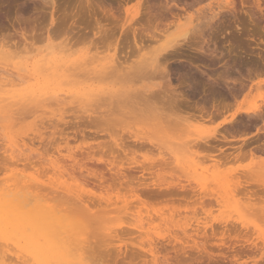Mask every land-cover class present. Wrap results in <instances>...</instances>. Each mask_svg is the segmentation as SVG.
<instances>
[{"label":"rangeland","instance_id":"374dc122","mask_svg":"<svg viewBox=\"0 0 264 264\" xmlns=\"http://www.w3.org/2000/svg\"><path fill=\"white\" fill-rule=\"evenodd\" d=\"M136 13L133 24L129 18ZM176 16L193 20L201 35L190 38L193 43L179 50L182 55L160 60L169 88L162 67L152 63L158 46L147 37L158 36ZM111 60L123 62L125 70L111 72ZM3 70L15 73L10 77L15 85L4 88L10 99H0V190L13 186L22 172L39 176L47 190H31L25 197L38 194L46 206L74 214L88 264H165V258L169 264H178L176 259L210 264L204 250L216 260L212 264H264V176L257 173V163L264 160V117L242 113L264 109V0H0ZM178 73L186 74L193 87L180 84ZM144 88L159 94L154 98ZM178 93L180 102L173 97ZM5 148L18 151L11 156L27 151L32 164L25 172L21 163L5 172L1 162L12 161ZM70 156L78 163L73 170ZM55 160L74 171L77 184L50 171ZM189 161L200 177H193ZM80 164L103 178L109 192L118 188L121 197L129 199L130 188L148 191L143 205L126 206L112 197L117 204H104L109 208L99 203L83 209L78 196L97 203L100 193L91 185L99 182L77 170ZM214 172L219 181L212 180ZM239 187L252 197L224 200L221 191ZM146 236L160 253L156 263L146 251ZM1 243L4 262L8 254L13 261L7 264H16L14 251L6 247L12 242ZM199 252L203 260L197 259Z\"/></svg>","mask_w":264,"mask_h":264},{"label":"bare ground","instance_id":"6f19581e","mask_svg":"<svg viewBox=\"0 0 264 264\" xmlns=\"http://www.w3.org/2000/svg\"><path fill=\"white\" fill-rule=\"evenodd\" d=\"M232 1V0H231ZM223 2V1H222ZM229 2H230V0H229ZM225 5V4H224ZM223 5V6H224ZM229 5V4H228ZM147 8V7H146ZM145 8V10H146V12H147V10L148 11H150V8L148 7V9H146ZM141 15H139L141 18H143V16L144 17H146L147 15H148V12H147V14L146 13H144V15L142 14V13H140ZM145 14H146V16H145ZM150 14V13H149ZM137 15H138V13H136L133 17L132 16H130L131 18H129L130 19V22L131 23H133V24H135V22L137 21V20H134L135 19V17H137ZM143 15V16H142ZM216 15V14H215ZM154 16V15H153ZM150 17H152V16H150ZM148 18H149V15H148ZM213 18V17H212ZM211 18V19H212ZM214 18H215V16H214ZM140 19V18H139ZM183 19H184V17H183ZM141 20V19H140ZM145 20H150V19H145ZM213 20V19H212ZM200 24V23H199ZM196 25V24H195ZM194 25V23H193V20H191L190 18H185L184 19V22H182V19L180 18V17H178V16H176L175 18H174V20H172L168 25H167V27L166 28H163L161 31L159 30V34H158V36H155V35H157L156 33H155V35L153 34L152 36L150 35V37H147V40L148 39H150L149 41H151V42H153L155 45H157L158 47H157V49L155 50L156 51V56H155V58L153 59V62L152 63H155L156 64V66L158 65V67H156V69L157 68H160V67H162L163 65H161L160 63H162L161 61H165V60H167V58H168V60L171 58V57H173V56H180V54L181 53H183V51L182 52H179V50H181V49H183V47H185L186 45L188 46V44H191L192 45V43H193V41H192V43H189V40H190V38L193 36H195V35H197V34H199V35H201L200 34V32L199 33H196V31H195V29H196V26ZM158 26V25H157ZM129 26H128V30H129ZM156 28V27H155ZM154 28V29H155ZM145 29V28H144ZM143 29V30H144ZM146 29H148V28H146ZM154 29L152 30V31H154ZM157 29H158V27H157ZM157 29H156V31H157ZM199 29V28H198ZM197 30V29H196ZM203 30V29H202ZM130 31V30H129ZM156 31H154V32H156ZM199 31V30H198ZM123 32H125V31H123ZM148 32V31H147ZM153 32V33H154ZM202 32V31H201ZM126 33H127V31H126ZM135 29H132L131 28V34H132V36H133V38H135ZM199 35H197V36H199ZM145 36V35H144ZM146 36H147V33H146ZM145 36V37H146ZM200 37V36H199ZM198 37V38H199ZM197 38V37H196ZM191 40H195V39H191ZM196 43V42H195ZM190 46V45H189ZM188 48V47H187ZM195 48V47H194ZM141 49H143V48H140V50ZM187 50H189V49H187ZM191 50H193V49H191ZM197 50V49H196ZM195 50V51H196ZM64 52V51H63ZM177 54H179V55H177ZM182 55V54H181ZM170 57V58H169ZM174 58V57H173ZM173 58H171V59H173ZM111 59V58H110ZM161 59H163V60H161ZM114 60V59H113ZM161 60V61H160ZM167 60V61H168ZM117 61H119L118 59H117ZM117 61L115 60V61H110V62H108V65H109V68H111L110 70H111V72L113 71L115 74H116V72H115V70L117 71L118 69H123V70H125V68H126V66L125 67H122L121 68V66H122V63L123 62H119V63H117ZM151 61V60H150ZM116 62V63H115ZM160 62V63H159ZM80 63V62H79ZM137 63V62H136ZM135 63V64H136ZM142 62H140L139 64H141ZM146 63V62H145ZM166 63V62H165ZM83 64V63H82ZM81 64V65H82ZM114 64L116 65V66H114ZM127 64V63H126ZM139 64H136V65H139ZM163 64V63H162ZM81 65H80V67H81ZM143 65H145V64H143ZM146 65H147V63H146ZM71 66V65H70ZM141 66H142V64H141ZM150 66V65H149ZM155 66V65H154ZM160 66V67H159ZM191 66L192 67H194L196 70H199V66H197V65H194V64H191ZM78 67V66H77ZM134 67V66H133ZM138 67V66H137ZM164 67H166V66H164ZM164 67H162V70H160V71H162V78L163 77H165V80H167V83L168 84H166L167 86H169V88H170V81H169V74H168V71L166 72V71H164L165 70V68ZM115 69V70H113V69ZM134 68H136V66L134 67ZM142 68V67H141ZM148 68V67H147ZM146 68V69H147ZM69 69V68H68ZM107 69V68H106ZM128 69V68H127ZM129 69H131V68H129ZM140 69V68H139ZM143 69H144V67H143ZM149 69H151V68H149ZM161 69V68H160ZM109 70V71H110ZM123 70H122V72H123ZM135 70V69H134ZM136 70H138V69H136ZM152 70V69H151ZM151 70H148V71H150L151 72ZM20 71V70H19ZM108 71V72H109ZM119 71V70H118ZM141 71H142V69H141ZM153 71V70H152ZM20 72H22V71H20ZM111 72H109V73H111ZM147 72V71H146ZM145 72V74H147ZM152 73V72H151ZM161 73V72H160ZM160 73H158V74H160ZM105 74H107V72L105 73ZM114 74V75H115ZM136 74V73H135ZM157 74V72L155 73L154 72V75H156ZM178 74H180V73H178ZM225 74H227L226 72H225ZM12 75H15V73L14 74H12V73H9L8 71H5V70H3L2 71V73H0V99H1V101L2 102H4V100H8V99H10L11 98V96H9V97H5V95L6 94H9V92H7V93H5L4 92V88H6V87H8V86H13V85H15L14 84V79H11L10 77H12ZM130 75V74H129ZM148 75V74H147ZM151 75H153V73L151 74ZM20 76V75H19ZM93 76V75H92ZM127 76H128V74H127ZM127 76H125V77H127ZM134 76V75H133ZM139 76H141V75H139ZM187 75L186 74H180L179 76L177 75V80L180 82V84H182V83H186V86L188 87V88H191V87H193V85L194 84H192L191 82H190V79L189 78H187L186 77ZM161 77V76H160ZM227 77V76H226ZM19 78V77H18ZM25 78V77H24ZM167 78V79H166ZM164 79V78H163ZM24 80V79H23ZM214 80V79H213ZM20 81H22L21 80V78H20ZM195 81V80H194ZM164 83H165V81H164ZM195 83V82H194ZM197 83V82H196ZM198 84V83H197ZM196 84V85H197ZM165 85V86H166ZM166 86V87H167ZM164 88V87H163ZM145 89V93H148V95L149 96H153L154 97V95H155V93L156 92H154V91H148V90H146V88H144ZM158 89V88H157ZM160 89H162L161 87H160ZM166 90V89H165ZM169 90V89H168ZM162 91H163V89H162ZM170 91V90H169ZM172 92L174 91V92H176V90L174 89V90H171ZM158 92H160V90L158 91ZM135 93H138V92H135ZM141 93V92H140ZM139 94V93H138ZM137 94V95H138ZM143 94V93H142ZM157 94H159V93H156V95ZM180 93H178V95H176L175 94V96L173 95V97H174V99H175V97H176V99H175V101H178V102H180L181 100H179L178 99V97L180 96L179 95ZM136 95V96H137ZM144 95V94H143ZM148 95L146 96V97H148ZM8 96V95H7ZM130 97V96H129ZM132 97V96H131ZM68 98V97H67ZM145 98V97H144ZM149 98V97H148ZM147 98V99H148ZM152 98V97H151ZM155 98V97H154ZM45 99V98H44ZM174 99H173V101H174ZM0 101V102H1ZM55 101V100H54ZM177 103V102H176ZM175 103V104H176ZM178 105V104H177ZM263 108L262 109H260V108H255V109H253V110H249V109H247V110H245V111H243L242 113H244V114H247V116H255V120H260V121H262L263 120V117H264V112H263ZM251 118V117H250ZM3 135V134H2ZM6 135V134H5ZM9 136V135H8ZM10 137H11V135H10ZM1 138H2V136H1ZM5 138V137H4ZM36 138V137H35ZM3 139V138H2ZM4 140V139H3ZM32 140H33V138H32ZM22 141V140H21ZM24 141H25V139H24ZM13 142H15L14 140H13ZM17 142H19L18 140H16V143L15 144H18ZM192 142V141H191ZM20 143V142H19ZM28 143H29V141H28ZM190 143V142H189ZM196 143V142H195ZM194 143V144H195ZM22 144V143H21ZM19 144V146H20V150H21V147H22V145H24V144ZM33 144V143H32ZM30 145V144H29ZM28 145V146H29ZM31 146V145H30ZM195 146V145H194ZM3 147V146H2ZM8 147V146H7ZM24 147H25V145H24ZM4 148V147H3ZM3 148H0V149H3ZM9 148V147H8ZM7 148V149H8ZM13 148V147H12ZM15 148V147H14ZM28 148V149H27ZM27 148H25L26 150H28V152H30V150H29V147H27ZM32 148V147H31ZM6 148H5V150H7ZM24 149V148H23ZM4 150V149H3ZM14 150V149H13ZM12 150V151H13ZM32 150V149H31ZM8 152H9V150H7ZM11 150H10V152H12ZM16 152H18L17 150H15ZM15 151H13V152H15ZM22 151V150H21ZM33 151V150H32ZM9 152V155L10 156H8V157H11V160H10V158H9V161H11V163L10 162H8L7 160L5 161L4 160V162H8L9 164H11V165H9V164H7V163H4L3 162V164H2V162H1V165H4L5 164V166L7 167V169L5 168V167H3L2 169H5V170H2V171H5V172H7V170H8V168H9V166L10 167H12L13 165H16V167H18L19 166V164L21 163L22 164V168L23 169H19V170H23L24 172H25V170H24V168L26 167H28L29 165H31L32 163L31 162H29L30 160H29V158L28 157H30L29 155L31 154V152H30V154L28 155V154H26L25 152H27V151H23V153H21L20 152V154H21V156L20 155H18V153H17V155L19 156H17L16 155V153H14V155H16L17 157H18V159H15V158H17L16 156L14 157V155L13 156H11V153ZM12 152V153H13ZM27 152V153H28ZM6 154H7V152H5ZM4 153V154H5ZM25 153V154H24ZM254 154V153H253ZM24 155V156H23ZM25 155L27 156V158L25 157ZM6 156V157H7ZM251 156H253L252 154H251ZM6 157H5V159H6ZM7 157V158H8ZM20 157H21V159H20ZM89 157H90V155H89ZM88 157V158H89ZM91 158V157H90ZM257 158V157H256ZM259 158V157H258ZM1 159H4V156L2 157L1 156ZM69 159H70V161H71V163H73V165H71V169L73 170V168H74V164H78L77 162H76V159H74L73 157H69ZM86 159H87V157H86ZM92 159H93V157H92ZM61 161V160H60ZM86 161H94V160H91V159H87ZM98 159H97V161H95V162H97L98 163ZM62 162V161H61ZM85 162V161H84ZM99 162H101V161H99ZM92 163V162H91ZM189 164H190V166L192 167V168H189V169H191V173L193 174V177H200L201 175H202V173L201 172H198V170H197V165L194 163V162H191V161H189L188 162ZM261 163V164H260ZM260 163H257L258 164V167H257V173L259 174V175H263L264 176V160H262V161H260ZM20 164V165H21ZM60 163H58V161L57 160H55V162H51V167H52V170H50V171H53V170H55L56 172L55 173H57L56 175L58 176V175H60V177L62 176V178H64V176L63 175H65V177L67 176L68 178H70V180L73 182V184H77V182L73 179L74 177L72 176L74 173V171L72 172L71 171V173H69L68 172V170H66V168H65V166H63V165H59ZM86 164V163H85ZM189 164H187V166L189 165ZM18 165V166H17ZM28 165V166H27ZM79 167L77 168V170H79V172L82 174V171L83 170H85V171H87L86 173H87V175H85V176H90V177H85L86 179H88V178H95L96 180H95V182L96 181H98L99 182V184H97V185H95V184H93V183H91V181H90V179L89 180H87V183H91V185H92V187H93V189H97V191H99V200L97 201V203H95L94 201H92V200H90L89 202H84L82 199H80V196H78V201H79V203L81 204L80 206H82L83 207V209L85 208H88L89 206H90V208L91 207H94V206H97V205H99V203H100V207H102V206H104V204H107V203H109V201H111L112 200V197L115 199V201H118L117 203H124L125 205L127 204H129V203H132V205L131 204H129L128 206H133V207H135V208H139V207H137V206H135V204H138V205H143V203H144V201H143V199L142 198H144V196H146L147 195V192H146V195H145V193H144V191H143V189H140V190H142V192L143 193H141V191L139 190V189H137V187H135V188H130L129 189V191H128V193L130 194V196H128L129 197V199H127V198H124V197H121L122 195L120 194V192H119V189L118 188H114V190H112L111 192H109V190L106 188V187H104V185H103V178H101V177H97L95 174H92V173H89V171L87 170V168L85 167V165H83V164H80V165H78ZM87 166V165H86ZM108 166L110 167V163L108 164ZM15 167V168H16ZM67 167H69V166H67ZM214 168H215V166H214ZM0 169H1V166H0ZM70 169V170H71ZM12 170V169H11ZM14 170H16V169H14L13 168V170H12V172H13V175H16V177H18L17 176V174H19L20 175V172H17L16 174L14 173ZM112 170V169H111ZM110 169H109V171H111ZM1 171V170H0ZM119 171L120 170H117L116 171V173H114V174H116L117 176H119ZM22 172V171H21ZM43 172V171H42ZM145 172V171H144ZM23 173V172H22ZM22 173H21V175L18 177V178H16V179H18L17 181H15L14 180V178H15V176H12V178H13V181H15L16 183L15 184H13V186H10L9 185V187H6V188H2L1 190H0V241H3V242H5V243H7L8 241H11L12 242V244L11 245H6V247L7 248H9V246H11L10 247V250L11 251H14L13 252V254L15 255V257H16V259L18 260V261H20V263L21 264H27V263H29V261L30 262H32L31 264H88V262H87V258L85 257V254H86V252H87V250H86V252H85V249L87 248V245H85L86 244V242H85V239L83 238V232H82V226L80 227L79 226V224L80 223H76L75 222V219H73L72 217H71V211L70 210H54V208L52 207V206H46V202L43 200V199H40L39 198V195L37 194L36 195V197H35V195L34 196H32L33 198H30V199H27L25 196H27L28 194H30L31 192H29V191H35V192H42V191H45V190H47V188H45L46 186L45 185H47V184H43L42 182H40V181H38V178H39V176H38V178H37V175L35 176L37 179H33V177H31V178H29L30 176L29 175H27V176H25L24 174H23V176H22ZM38 172H34V174H37ZM40 173V172H39ZM44 173V172H43ZM121 173V172H120ZM121 174H123V173H121ZM39 175V174H38ZM25 176V177H24ZM34 176V175H33ZM121 176H123L124 177V175H121ZM59 177V176H58ZM58 178V179H61V178ZM122 177V178H123ZM218 175H216V173L214 172V174L212 175V180L213 181H217L218 180ZM27 178V179H26ZM29 178V179H28ZM117 178V177H116ZM119 178V177H118ZM121 178V177H120ZM126 178V177H125ZM124 178V179H125ZM10 179H11V176H10ZM9 178L7 179V180H10ZM25 179V180H24ZM114 179V178H113ZM112 179V177H111V180H113ZM123 179V180H124ZM217 179V180H216ZM92 180V179H91ZM220 180V179H219ZM218 180V181H219ZM56 181V180H55ZM93 181V180H92ZM60 182V181H59ZM94 182V181H93ZM94 182V183H95ZM97 182V183H98ZM48 183H49V180H48ZM52 183H54V182H52ZM57 183V182H56ZM119 184H121V182H118ZM215 183H217V182H215ZM60 185H61V187H62V189L64 190V191H67V192H69L70 190H68V189H65V188H70L69 186H68V183H67V180H62V182H60L59 183ZM143 184V183H142ZM50 185H52V184H50ZM141 185V184H140ZM145 185V184H144ZM121 186V185H120ZM48 187V186H47ZM51 187H53V186H51ZM54 187H55V185H54ZM122 187V186H121ZM152 187H154V186H152ZM49 188V187H48ZM219 188V187H218ZM51 189H53V188H50V190H49V193L50 194H52V192L55 194V190L53 189V191L51 190ZM202 189V187H200V190ZM242 189V190H241ZM203 190V189H202ZM220 191H221V189H219ZM223 190V189H222ZM81 191H82V193H84V192H87L85 189H84V187H82L81 186ZM139 191H140V193H139ZM224 191V190H223ZM223 191H221V193H223L224 195H222L221 196V199H223V196H224V200H233V201H239V197H238V195H241V196H243L244 198H246V200H249V198L250 197H252V195H253V193L251 192L250 193V191H246L245 189H243V188H241V187H239V188H230V189H228V188H225V193L223 192ZM29 192V193H28ZM101 192H105L104 193V195H101ZM24 194H26V195H24ZM87 194H88V192H87ZM89 194H94V192H89ZM238 194V195H237ZM113 195V196H112ZM144 195V196H143ZM150 195V194H149ZM250 195V196H249ZM142 196V197H141ZM238 197V198H237ZM29 198V197H28ZM242 198V197H241ZM103 201V202H102ZM33 202H35V203H33ZM45 202V203H44ZM105 202V203H104ZM112 202V201H111ZM116 203V202H115ZM114 202H112V203H110V205H113V204H115ZM116 203V204H117ZM135 203V204H134ZM134 204V205H133ZM110 205L108 206V207H106V205L104 206V207H106V208H109L110 207ZM126 205V206H127ZM130 206V207H131ZM50 207H52L53 209H50ZM90 208H88V209H90ZM103 208V207H102ZM127 208V207H126ZM69 209H71V208H69ZM82 209V208H81ZM140 209V208H139ZM72 210V209H71ZM91 210V209H90ZM103 210H104V208H103ZM102 210V211H103ZM108 210V209H107ZM112 210V209H111ZM74 211V213H75V211L76 210H72V212ZM109 211V210H108ZM113 211V210H112ZM104 212V211H103ZM105 212H106V210H105ZM110 212V211H109ZM77 213H78V211H77ZM72 215H74V214H72ZM79 215V214H78ZM141 218V217H140ZM139 218V227L140 228H142L143 227V219L141 218L140 219ZM149 218H147V219H145L147 222L146 223H148V221L151 223V221H152V218L151 219H149ZM144 220V221H145ZM138 221V220H137ZM149 223V224H150ZM114 233V232H113ZM116 233V232H115ZM114 233V234H115ZM118 234H119V232H118ZM117 234V235H118ZM224 237V235L222 236V238ZM229 237V236H228ZM144 238H147L146 240H148L147 241V245H148V247H149V249L148 250H146L147 251V253H149V255L152 257V261H153V263L155 262H158V255L160 254L158 251H157V249H156V247L154 246L155 244H154V240L152 239V238H150V237H148V236H146V237H144ZM234 238V237H233ZM118 240H121V239H118ZM232 240H234V239H232ZM119 242H121V241H119ZM146 244V243H145ZM3 244L1 243L0 244V248H2V247H4V245L2 246ZM2 246V247H1ZM89 248V247H88ZM204 250V249H203ZM4 251V250H3ZM5 251H7V252H9V250L7 249V250H5ZM89 252V251H88ZM87 252V253H88ZM1 253H2V251L0 252V257L2 258H0V263H2L1 261H3L4 262V254H3V256H1ZM4 253V252H3ZM203 253H204V255L206 256V258H207V260H209V261H212L210 264H212L213 262H216V260H214V258H213V256L211 255V254H209L208 252H206L205 250L203 251ZM203 253H201V254H203ZM198 254H200V252L198 253ZM200 254V257H199V255H198V257H197V259H199V258H204V257H201L202 255ZM203 255V256H204ZM7 258L6 259H8V261L6 260V262H4V263H9V262H12L13 261V256H11V258H12V260H11V258L10 257H8L9 255L7 254V255H5ZM88 256H89V254H88ZM223 256V255H222ZM219 258V257H218ZM4 259V260H3ZM9 259L11 260V261H9ZM88 259H90V258H88ZM196 259V260H197ZM200 259V260H201ZM216 259H217V257H216ZM200 260H197L198 262H201ZM203 260V259H202ZM18 261H16L15 260V262H16V264L17 263H19ZM90 262V261H89ZM164 262H165V264H169L170 262H168V259H164ZM174 262H177L178 264H179V262H178V260L176 259V261H174ZM219 262V261H218ZM3 263V264H4ZM91 263V262H90ZM157 264V263H156ZM217 264V263H216Z\"/></svg>","mask_w":264,"mask_h":264}]
</instances>
